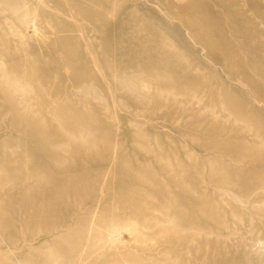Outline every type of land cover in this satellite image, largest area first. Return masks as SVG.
Masks as SVG:
<instances>
[{
	"label": "rangeland",
	"instance_id": "1",
	"mask_svg": "<svg viewBox=\"0 0 264 264\" xmlns=\"http://www.w3.org/2000/svg\"><path fill=\"white\" fill-rule=\"evenodd\" d=\"M0 264H264V0H0Z\"/></svg>",
	"mask_w": 264,
	"mask_h": 264
}]
</instances>
